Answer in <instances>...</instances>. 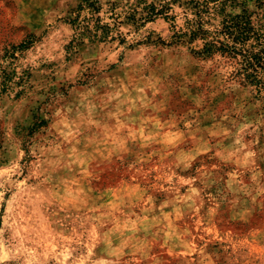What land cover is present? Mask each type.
Instances as JSON below:
<instances>
[{"label":"rangeland","instance_id":"rangeland-1","mask_svg":"<svg viewBox=\"0 0 264 264\" xmlns=\"http://www.w3.org/2000/svg\"><path fill=\"white\" fill-rule=\"evenodd\" d=\"M79 1L0 0V264H264V91L161 17L68 53Z\"/></svg>","mask_w":264,"mask_h":264},{"label":"trees","instance_id":"trees-1","mask_svg":"<svg viewBox=\"0 0 264 264\" xmlns=\"http://www.w3.org/2000/svg\"><path fill=\"white\" fill-rule=\"evenodd\" d=\"M175 3L183 7L182 24L176 21ZM159 17L171 25L172 34L168 41H163L165 44L188 45L192 53L202 57L217 53L231 57L241 82L257 92L264 91V0H135L123 4L80 0L67 21L73 34L66 51L76 52L86 43L114 40L126 43L121 30L124 23L138 28ZM30 38L4 49L2 59L7 65L2 69L1 92L25 81V73L16 69L14 60L18 50L33 44L34 39ZM46 122L42 119L34 128Z\"/></svg>","mask_w":264,"mask_h":264}]
</instances>
